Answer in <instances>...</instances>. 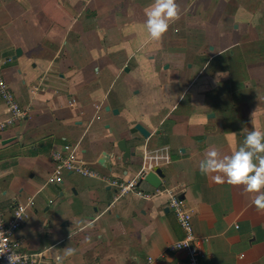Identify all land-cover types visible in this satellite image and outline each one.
I'll return each instance as SVG.
<instances>
[{
    "label": "crops",
    "instance_id": "0c3cea01",
    "mask_svg": "<svg viewBox=\"0 0 264 264\" xmlns=\"http://www.w3.org/2000/svg\"><path fill=\"white\" fill-rule=\"evenodd\" d=\"M176 2L180 19L152 41L144 10L154 0H0V74L25 110L0 129V206L9 219L33 198L15 234L33 264H188L184 250H167L185 235L168 196H120L77 172L48 182L66 145L121 180L166 147L162 185L144 177L138 189L177 187L207 237L201 264H264L255 194L200 171L209 149L231 155L253 126L264 131V0ZM9 116L0 98V121ZM121 139L135 152L125 161Z\"/></svg>",
    "mask_w": 264,
    "mask_h": 264
},
{
    "label": "built area",
    "instance_id": "2783aa9c",
    "mask_svg": "<svg viewBox=\"0 0 264 264\" xmlns=\"http://www.w3.org/2000/svg\"><path fill=\"white\" fill-rule=\"evenodd\" d=\"M0 98L5 107L10 112V116L0 121V129H3L7 123H13L25 115V110L16 100L10 86L0 74ZM65 150H71L68 156L61 152L54 153V160L57 162L52 173L48 177V182L61 184L64 181L66 172H77L83 176L98 177L106 184L115 187L120 196L130 192H135L144 198L166 195L169 198V206L173 209L181 228L184 231V237L169 244L167 250H184L188 256V264H201L204 256L202 245L206 243V236H199L194 232L192 223V209H190L185 200L180 198L177 187L161 189L158 188L154 193L138 189V179L144 178L148 171L160 166L161 163L171 161L169 150L165 147L156 148L146 153L147 165L135 179L121 180L109 177L98 172L87 162L78 159L77 154L70 145L65 146ZM33 206V198H29L24 203L15 205L12 209V216L9 219L4 217L0 206V264H12L10 257L13 255L15 264H33L35 254L29 255L19 250V242L15 238L17 230L25 223L29 216V211ZM237 227V226H236ZM155 258L148 256L141 264H153Z\"/></svg>",
    "mask_w": 264,
    "mask_h": 264
},
{
    "label": "clouds",
    "instance_id": "9594fccd",
    "mask_svg": "<svg viewBox=\"0 0 264 264\" xmlns=\"http://www.w3.org/2000/svg\"><path fill=\"white\" fill-rule=\"evenodd\" d=\"M180 6L176 0H154L145 8L146 30L152 41H161L170 25L180 19ZM201 162L200 171L212 176L215 182H227L233 186H244V192L255 194L252 204L264 212V131L253 126L245 136L242 145L231 155H222L212 148ZM67 249L65 255H71ZM12 264L13 255L10 257ZM56 264H62V257L56 256Z\"/></svg>",
    "mask_w": 264,
    "mask_h": 264
},
{
    "label": "water",
    "instance_id": "95a60500",
    "mask_svg": "<svg viewBox=\"0 0 264 264\" xmlns=\"http://www.w3.org/2000/svg\"><path fill=\"white\" fill-rule=\"evenodd\" d=\"M20 52L21 50L18 49L17 53L19 54ZM136 130L140 132L145 138H147L150 134V132L141 124H136L135 131ZM117 146L119 150L123 153L121 157L122 161H125V159H130L131 156L135 154V152H132L131 148L127 146L126 139L119 140V142L117 143ZM98 162L107 168H112L113 166L111 164V156L108 153H103ZM163 177H164V174H163L161 167L157 166L153 170H150L147 172V174L145 175V180L150 182L155 187H160L162 185Z\"/></svg>",
    "mask_w": 264,
    "mask_h": 264
}]
</instances>
